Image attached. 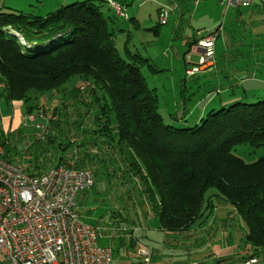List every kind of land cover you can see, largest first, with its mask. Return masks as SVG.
<instances>
[{"label":"trees","instance_id":"1","mask_svg":"<svg viewBox=\"0 0 264 264\" xmlns=\"http://www.w3.org/2000/svg\"><path fill=\"white\" fill-rule=\"evenodd\" d=\"M102 1L74 0L43 14L0 12V102H22L26 118L33 117L40 112L33 97L62 91L75 78L88 82L91 100L81 101L95 105L97 114L79 135L82 141L68 138L63 143L58 133L57 139L47 136L49 143H56L53 166L88 169L94 182L89 189L97 183L120 188L129 182L148 202L144 217L152 213L169 232L190 229L204 208L232 207L252 247L247 258L264 252V153L249 162L235 153L237 147L250 154L264 148V99L231 100L209 109L192 126L166 123L156 91L142 74V69L159 70L129 48L128 36L118 49L115 23L103 16ZM50 122L59 128L60 123ZM0 145L13 162L2 137ZM25 168L32 175L46 171L37 160ZM123 189L132 210L131 190Z\"/></svg>","mask_w":264,"mask_h":264},{"label":"rangeland","instance_id":"2","mask_svg":"<svg viewBox=\"0 0 264 264\" xmlns=\"http://www.w3.org/2000/svg\"><path fill=\"white\" fill-rule=\"evenodd\" d=\"M72 1L0 0V12L23 10L41 14ZM111 1L122 7L124 17H116V10L108 0L100 3V9L106 19L115 23L118 49L121 51L128 36L129 48L149 58L159 70L153 73L142 69V74L148 86L156 91L158 111L166 123L192 126L209 109L231 100L264 99V0H254L251 6L228 8L218 0ZM165 9L169 10L168 16L161 23L159 14ZM217 30L213 66L186 75V70L198 66L201 54L197 40ZM3 32L11 33L9 29ZM87 84L75 78L62 91L33 97L40 111L33 117L26 118L22 102H0V137L8 143L14 163L26 167L27 163L37 160L38 167L47 170L58 157L54 149L56 143L51 144L46 139L49 134L53 140L58 133L63 143L68 138L82 141L79 135L91 122L89 119L97 114L95 105L86 106L81 101L87 99L84 103L89 104L91 100ZM81 87L84 90H80ZM54 109L57 113H53ZM81 118L83 125L77 130ZM50 119L60 123L59 128L51 127V122L48 125ZM235 153L249 162L262 155L264 148L250 154L245 147H237ZM129 185L128 182L123 187L131 190L132 210L127 193L115 184L107 187L97 183L76 197L75 209L80 219L107 228V235L99 231L97 242L111 248L114 264H145L143 256L137 255L138 246L147 248L157 264H229L226 262L229 260L232 264H241L252 251L245 238L244 225L232 207L204 208L190 230L166 233L152 213L144 217L149 210L148 202ZM117 212L121 216L115 215ZM226 252L228 260H214L222 258L221 254ZM254 257L255 264H264V252L259 251ZM0 264H5L1 257Z\"/></svg>","mask_w":264,"mask_h":264},{"label":"built area","instance_id":"3","mask_svg":"<svg viewBox=\"0 0 264 264\" xmlns=\"http://www.w3.org/2000/svg\"><path fill=\"white\" fill-rule=\"evenodd\" d=\"M228 7L249 6L252 0H218ZM196 2V1H195ZM114 6L122 16V7ZM168 9L159 14L164 23ZM218 30L199 38L198 66L191 75L214 63ZM211 51V55H209ZM94 184L91 172L59 164L41 175L30 174L25 166L4 156L0 146V257L5 264H114L110 247L97 242V227L80 219L75 207L77 195ZM145 264L149 252L140 249ZM254 257L241 264H255Z\"/></svg>","mask_w":264,"mask_h":264},{"label":"crops","instance_id":"4","mask_svg":"<svg viewBox=\"0 0 264 264\" xmlns=\"http://www.w3.org/2000/svg\"><path fill=\"white\" fill-rule=\"evenodd\" d=\"M62 1H66V0H62ZM254 4V0H252V4L251 5H253ZM250 5V6H251ZM46 12H48V11H46ZM45 12V13H46ZM41 14H43V13H41ZM198 49V52H201L200 51V49L199 48H197ZM92 224V223H91ZM94 225V224H93ZM95 226V225H94ZM96 227V226H95ZM191 229V228H190ZM190 229H188V230H190ZM161 230H165V229H163V228H161ZM187 230V231H188ZM99 231H103L104 232V234L105 235H107L108 234V231H107V228H104V227H97V233H99ZM165 232H166V230H165ZM168 232V231H167ZM166 232V233H167ZM184 232H186V231H184ZM176 233H180V232H176ZM163 242V241H162ZM168 241H166V242H163L164 244H166ZM142 248H145V247H141V246H138V249H137V255L138 256H142L141 254H140V249H142ZM146 250H148L147 248H145ZM149 252V257H150V260H149V263L148 264H157V263H155L154 262V260H152V253L150 252V251H148ZM222 256V258H219V257H216V258H219V259H227L226 258V256L227 255H229V253L228 252H226V253H224V254H221ZM228 260V259H227ZM114 261V260H113ZM226 262H228L229 264H232V263H230L231 262V260H229V261H226ZM225 263V262H224ZM159 264H183V263H181V262H179V263H175V262H169V263H159ZM194 264H196V263H194Z\"/></svg>","mask_w":264,"mask_h":264},{"label":"bare ground","instance_id":"5","mask_svg":"<svg viewBox=\"0 0 264 264\" xmlns=\"http://www.w3.org/2000/svg\"><path fill=\"white\" fill-rule=\"evenodd\" d=\"M19 42H20L21 44H23V45L26 44L25 41H24L21 37H19Z\"/></svg>","mask_w":264,"mask_h":264},{"label":"water","instance_id":"6","mask_svg":"<svg viewBox=\"0 0 264 264\" xmlns=\"http://www.w3.org/2000/svg\"><path fill=\"white\" fill-rule=\"evenodd\" d=\"M12 35L16 36L19 39V36L18 35H16V34H12Z\"/></svg>","mask_w":264,"mask_h":264},{"label":"clouds","instance_id":"7","mask_svg":"<svg viewBox=\"0 0 264 264\" xmlns=\"http://www.w3.org/2000/svg\"><path fill=\"white\" fill-rule=\"evenodd\" d=\"M209 55H211V51H209Z\"/></svg>","mask_w":264,"mask_h":264}]
</instances>
